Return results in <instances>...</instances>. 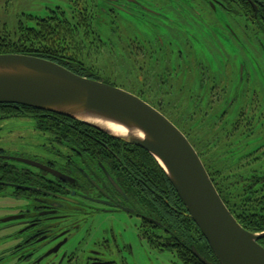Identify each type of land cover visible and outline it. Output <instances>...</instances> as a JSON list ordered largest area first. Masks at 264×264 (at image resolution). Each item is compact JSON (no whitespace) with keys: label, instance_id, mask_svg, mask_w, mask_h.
I'll return each instance as SVG.
<instances>
[{"label":"flooded vegetation","instance_id":"1","mask_svg":"<svg viewBox=\"0 0 264 264\" xmlns=\"http://www.w3.org/2000/svg\"><path fill=\"white\" fill-rule=\"evenodd\" d=\"M195 1H198L203 11L194 5ZM158 2L74 0L68 12L60 7L51 11L65 14L68 29L80 33L83 39L81 47L86 48L82 57H64L63 62L68 65H89L92 63L93 48H96L97 54L110 50L119 68L122 61L128 64L127 70L120 68L121 74L134 81L133 91L121 89L138 97L149 98L150 103H147L161 113L162 106L158 105L155 97L164 95L159 88L165 87V81H189L194 95L197 96L199 91L205 95L198 96L206 97L204 103L207 96H233V93H227L230 88L221 86L229 82L233 85L231 90H235V99L232 104L231 99L224 109L230 114L241 97L250 96L249 89H244L250 77L247 64L241 62L233 70L225 67L219 73L214 72L210 64L207 66L202 62H194L198 56L191 50L193 44L199 43V39L192 30L199 21L207 19L205 28L210 25L223 28L228 34L227 39L233 40L234 45L241 50L247 51L245 41L248 39L252 46L264 52V29L258 6L251 0ZM249 3L252 12L247 9ZM219 10L229 18V24L225 27L220 25L216 16ZM27 18L35 20L36 24L29 26L20 21L14 31L2 30L0 47H5L9 40L21 42L22 25L38 29V20L41 18ZM124 19H133L144 30L148 29L151 32L150 39L139 42L132 30L121 31L118 24ZM83 30L89 31L90 36H86ZM105 33L111 34L112 39L104 40ZM185 49L190 51V56L185 55ZM98 56L102 57V54ZM252 96L256 97L257 94L253 92ZM250 106L249 111L241 110L236 120L228 114L231 137L241 132L243 139L256 135L258 137L254 139H264V113H256L254 99H251ZM33 124L29 135L45 139L40 145L42 153L31 157L9 155L4 150L0 153V158L10 163L23 178V184L0 182V186L7 189L6 195L2 197H10L16 202L15 208H10L14 211L0 218V231L9 232L6 236L10 240L8 254L17 256L18 264H130L125 253H131V247L120 244L115 228L104 227L103 222L112 224L114 219L118 220L116 216L122 214L131 220L137 217L141 220L140 237L151 246L142 236V226L145 222H157L147 215L139 202L146 195L149 203L151 175L150 169H141L143 155L137 151L139 147L120 144L103 136L88 138L90 143H87V148L73 147L64 142H54L50 136L41 134ZM235 128L238 130L234 132ZM14 159L27 160L36 166ZM138 172L144 176L140 178ZM18 191L25 193L17 195ZM9 218L17 219L3 222ZM194 249L197 250L192 247V252Z\"/></svg>","mask_w":264,"mask_h":264},{"label":"trees","instance_id":"2","mask_svg":"<svg viewBox=\"0 0 264 264\" xmlns=\"http://www.w3.org/2000/svg\"><path fill=\"white\" fill-rule=\"evenodd\" d=\"M251 1L259 8L261 25L264 29V0ZM247 9L252 12L250 3ZM21 27L22 41H7L5 47H0V55L22 54L42 58L64 66L80 76L119 87L112 83L113 81L103 79L94 70V66L86 64L68 65L63 62L64 57L66 59L79 58L86 50L84 46L81 47L83 39L80 37V33L68 29L65 14L57 11L47 18L39 19L38 29L27 28L23 25ZM85 33L86 36H90L89 31H85ZM163 83L165 87L159 89L164 95L156 97L158 105L162 106V113L191 142L202 159L221 198L238 222L249 232H264V139H251L249 141L250 145L259 142H262L263 145L254 149L251 154L239 155L237 148L240 143H232V139L236 135L233 137L230 135L227 122L229 112L227 109L216 110L214 113L198 110L204 115V119L198 127H195L197 122H194L193 118L196 116L195 113L198 112H195L196 109L194 108L203 106V104H200L201 98L194 96L193 88H190L185 81L180 82L181 84L178 81H165ZM140 89L143 91V88L140 87ZM183 90L187 92V99L183 94ZM140 97L150 103L149 98ZM167 97V103H169L171 109L166 110L164 104ZM185 100L189 105L188 110L185 108L181 111L183 114H178L180 110L177 108L181 107ZM207 105L210 106V102ZM0 119L33 121L41 134L50 136L56 143L64 142L73 147L81 148L85 146L87 148V143H90L88 138H100L102 136L120 144H125L79 121L22 105L0 104ZM235 126H238V124ZM237 130L238 128H235L234 132ZM137 151L143 155L141 169L143 171L150 169L151 174L149 203L147 204L146 195H143L142 200L139 202L143 205L142 209L146 210L147 215L161 225H157L154 221L149 224L145 222L142 226V236L148 240L153 248L175 253L181 264H203L194 256L192 247H196L198 252L209 262L219 264L202 232L191 217L187 215L184 202L164 170L148 152L141 148H137ZM261 151L263 158L255 157ZM136 162L138 161L136 160ZM136 168L139 167L136 166ZM244 170L248 174H244ZM138 173L140 178L144 176L142 172ZM22 180V176L18 175L10 163L0 158V182L23 184ZM6 193L7 189L0 186V197L6 195ZM23 193L25 192H16L17 195ZM259 243L264 247V239Z\"/></svg>","mask_w":264,"mask_h":264},{"label":"water","instance_id":"3","mask_svg":"<svg viewBox=\"0 0 264 264\" xmlns=\"http://www.w3.org/2000/svg\"><path fill=\"white\" fill-rule=\"evenodd\" d=\"M0 104L65 116L145 150L166 173L219 264H264V247L259 243L264 232H249L238 222L185 134L140 97L75 74L55 62L1 54ZM112 125L125 133H116ZM14 160L36 166L27 160ZM193 252L204 264H212L196 249Z\"/></svg>","mask_w":264,"mask_h":264},{"label":"rangeland","instance_id":"4","mask_svg":"<svg viewBox=\"0 0 264 264\" xmlns=\"http://www.w3.org/2000/svg\"><path fill=\"white\" fill-rule=\"evenodd\" d=\"M73 1L74 0H0V34L4 29L10 32L14 31L20 21H23L26 25L29 26H33L36 24L35 20H30L27 17L41 19L46 18L50 14L52 15L51 11H54L58 7L68 12L70 5H73ZM147 1L154 3L156 0ZM194 5L198 9L203 11L202 6L199 5L198 1H195ZM216 16L219 20L220 25H222L223 27L229 24V18L227 17L225 12L219 10L217 11ZM207 17L211 19L209 15H207ZM205 20L199 21L200 23L198 24V26L193 27L192 30V33H194V35H196L199 39V43L193 44L194 46H192L193 49L191 50L198 56V59L195 58L194 62H202L207 66L208 64H210L212 66V70L219 73H222L225 67L232 68L233 70L235 67L237 68V66H239L241 62H246L250 77H248L249 81L245 83L244 89H249L250 96L241 97L239 99V102L235 104L234 107L230 110L229 117L232 116L233 120H236L241 110L246 109L247 111H249L251 109V99H254L256 113H260L261 111H263L264 113V52L257 47L252 46L248 39H246L245 41L247 51L243 49L241 50L239 46L234 45L233 40L231 42L230 39H227L228 34L225 33L223 28L219 29L211 25L205 28L204 26H207ZM118 25L121 27L120 30L123 32L132 30L134 32V38H136V40H138L139 42H143L146 40L148 41L150 39L149 36L151 32L148 29L144 30V28H142L141 25L137 24L133 19H124L123 21L119 22ZM199 26H202L203 28ZM108 39H112V35L105 33L104 40L108 41ZM92 51L94 52L92 54V63H90L89 65L94 66V70H96L99 75L103 76V79H109L110 81L116 83L119 87L125 88L129 91H133L132 88L134 81L128 80L120 72V68L122 70H127L129 68L128 64H125L124 61H122L123 64L121 63L119 68L118 63L109 54L111 53L110 50H104V52L99 53L102 54V57L98 56L99 54L96 53V48H93ZM184 51L186 56L191 55L189 50L185 49ZM180 82L183 81H178V83ZM186 82L191 88L192 85H190V82ZM221 86L222 88H230L228 89L227 93H233V96H207L205 103L204 99L206 97L201 98L200 104H203V106L195 107V112H198V110H206L214 113L216 110H223L226 104L231 99L232 104L233 100L235 99V90H231V87L233 85L227 82L223 83ZM185 91L183 90V94L187 99V92ZM253 92L257 94L256 97L252 96ZM201 94L203 93L199 91V94H197V96H205L204 94ZM170 98L172 97L170 96ZM220 99H222L221 102H219ZM165 100V109H171V106L168 105L169 103H167L168 97L165 98ZM207 101L210 102L212 106H208ZM188 107L189 105L185 100L181 107L177 108L180 110L178 114H183V112L181 111L185 108L186 110H188ZM195 115L196 116L193 118V121L197 122L195 124V127H198L204 119V115L200 112L195 113ZM33 126L34 124L32 121L22 119H0V151L4 150L9 155L23 154L30 157L42 153L43 150L40 145L44 143L45 139L42 137H38L37 135H29V131ZM257 137L258 135L252 138L243 139L241 137V132H239L235 136V138L232 139V143H240L239 147L237 148V153H239V155L245 156L251 154L254 149L259 148L261 145H263L262 142L252 145L249 144V141H251V139ZM257 156L259 158H263L262 151L255 155V157ZM243 173L248 174L245 172V170L243 171ZM9 192H11V190H9ZM15 205L16 202L10 197H0V218L12 213L14 209L10 208H15ZM116 218H118V220L114 219V223L112 224L103 222V226H113L115 228V233L117 235V238L119 239L120 244H122L123 246L124 244H127L131 247V253H125V258L127 257V261L130 264H181L180 259L175 253L171 251H160L158 249H155L150 246L147 241L140 237L141 220L139 218L136 217L135 219L131 220V218H129V216H126L125 214L118 215L116 216ZM8 234L9 232L0 231V264H18L16 258L17 256L12 257L10 254H8V241H10L6 237Z\"/></svg>","mask_w":264,"mask_h":264},{"label":"bare ground","instance_id":"5","mask_svg":"<svg viewBox=\"0 0 264 264\" xmlns=\"http://www.w3.org/2000/svg\"><path fill=\"white\" fill-rule=\"evenodd\" d=\"M111 129H112L113 131H115L116 133H121V134L125 133L124 129L121 128V127H118V126H114V125H112Z\"/></svg>","mask_w":264,"mask_h":264}]
</instances>
